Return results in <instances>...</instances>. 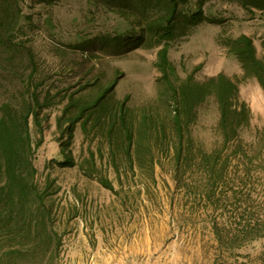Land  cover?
I'll return each mask as SVG.
<instances>
[{
    "label": "rangeland",
    "instance_id": "rangeland-1",
    "mask_svg": "<svg viewBox=\"0 0 264 264\" xmlns=\"http://www.w3.org/2000/svg\"><path fill=\"white\" fill-rule=\"evenodd\" d=\"M3 3L14 8L0 14V108L21 102L32 75L31 91L47 104L42 128L31 118L30 132L37 181L49 187L62 234L57 264L71 259L78 219L103 227L112 216L148 218L135 224L159 264H263L264 238L229 250L213 223L264 220V88L225 45L245 34L264 59V10L251 0H180L179 11L202 16L176 25L169 58L178 82L224 73L238 81L251 116L224 145L209 97L185 125L177 161L176 105L156 66L161 46L145 31L165 15L163 0ZM214 150L220 177L211 187ZM67 155L74 165L63 163Z\"/></svg>",
    "mask_w": 264,
    "mask_h": 264
},
{
    "label": "trees",
    "instance_id": "trees-1",
    "mask_svg": "<svg viewBox=\"0 0 264 264\" xmlns=\"http://www.w3.org/2000/svg\"><path fill=\"white\" fill-rule=\"evenodd\" d=\"M163 2L165 15L152 19L145 31L161 46L156 66L172 91L176 105L178 140L175 141L174 150L179 161L187 150L185 125L198 118L199 108L209 97L214 99L219 112L218 128L224 145L237 136L241 127L248 126L251 111L247 103L239 98L238 81L224 73L203 81L189 75L186 80L178 82L175 67L169 58L176 25L180 17L195 23L202 15L201 11L191 15L179 11L180 0ZM251 3L253 7L264 10V0H251ZM13 8V5L9 8L3 3L0 14ZM225 45L239 61L246 77L256 78L264 88V59L258 57L252 38L242 34L227 39ZM262 46L264 48V39ZM32 77H29L27 93L21 94V102L10 100L0 108V264H57L61 260L62 234L56 226L57 216L51 193L48 186L42 188L38 184L33 161L35 146L30 132V119L33 118L35 125L42 128L40 112L47 104L41 102L36 89L31 91ZM101 99L98 98L93 106ZM74 124L75 121L71 120V129ZM41 142L39 140L36 146ZM217 152L214 150L209 155L214 162L210 166L211 187H215L220 177L215 164L219 155ZM63 163L75 164L69 155ZM213 224L220 243L229 250L243 248L251 241L264 238V220L253 224L238 223L235 227L218 221ZM222 263L227 264V261Z\"/></svg>",
    "mask_w": 264,
    "mask_h": 264
},
{
    "label": "crops",
    "instance_id": "crops-1",
    "mask_svg": "<svg viewBox=\"0 0 264 264\" xmlns=\"http://www.w3.org/2000/svg\"><path fill=\"white\" fill-rule=\"evenodd\" d=\"M78 220L81 226L70 239L68 256L71 259L67 264H159L158 258L149 255L146 242L142 241L148 232L135 224L148 218L126 220L112 216L106 218V225L101 224L103 227H98L97 221Z\"/></svg>",
    "mask_w": 264,
    "mask_h": 264
}]
</instances>
